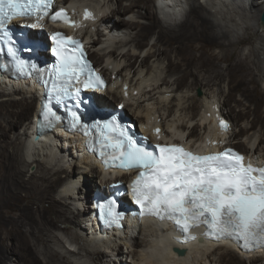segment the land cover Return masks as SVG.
Returning <instances> with one entry per match:
<instances>
[{
    "label": "bare ground",
    "instance_id": "obj_1",
    "mask_svg": "<svg viewBox=\"0 0 264 264\" xmlns=\"http://www.w3.org/2000/svg\"><path fill=\"white\" fill-rule=\"evenodd\" d=\"M124 1L74 0L71 6L76 15L91 14L79 19L86 25L81 34L90 49L99 47L90 60L110 84L95 96L97 105L123 103L125 115L140 126L160 128L174 142L188 140L193 147L212 136L229 142L219 149L230 146L264 160V34L257 29L264 28V0H192L180 21H166L169 26L158 18L173 9L169 1L179 0H130L122 6ZM248 6L246 13L234 11ZM133 7L145 9L146 16L129 13ZM146 17L147 24L137 20ZM249 31L258 44L235 52L237 45L249 43ZM235 92L239 96L234 99ZM39 101L36 85L0 79L2 264H142L152 253L166 264H264V250L242 253L227 242L181 244L169 224L158 227L150 218L131 219L122 232L106 238L94 233L87 215L90 200L112 180L74 137L55 131L32 139ZM217 115L231 123L225 135L216 133ZM181 247L183 256L173 251Z\"/></svg>",
    "mask_w": 264,
    "mask_h": 264
},
{
    "label": "snow or ice",
    "instance_id": "obj_2",
    "mask_svg": "<svg viewBox=\"0 0 264 264\" xmlns=\"http://www.w3.org/2000/svg\"><path fill=\"white\" fill-rule=\"evenodd\" d=\"M51 3L52 0H0V35L14 44L6 27L7 22L33 15L37 20L43 19L48 15ZM63 15L58 12L51 19L55 22ZM90 15L85 12V19ZM39 26L30 25L32 28ZM8 52L16 57L13 47H9ZM55 54L58 64L50 73L54 78L48 90L54 94L55 100L71 95L69 89L73 81H79L85 73L84 87L103 84L86 63L79 41L60 37ZM15 67L21 75L31 70L38 73L44 71L35 64L26 65L18 57ZM44 84L47 88L48 81ZM43 108L44 115L51 117L48 120L51 127L57 117L47 105ZM70 115L75 127L80 123L79 117L75 112ZM93 127L98 134L96 150L105 166L111 160L112 166L139 170L132 191L140 208V217L151 216L161 222H171L179 234L176 242L181 244L196 240L191 230L203 226L205 239L217 243L224 240L238 242L237 246L244 251L264 247V167L245 164L244 157L231 149L217 154L196 155L176 145L157 144L155 151H150L138 146L116 123L115 117L110 121H96ZM220 127L226 128L223 121ZM117 129L118 136L115 135ZM160 131L156 128L158 136ZM88 134L86 130L85 135ZM99 208L106 224L120 227L123 213L115 211L114 201L100 204Z\"/></svg>",
    "mask_w": 264,
    "mask_h": 264
},
{
    "label": "rangeland",
    "instance_id": "obj_3",
    "mask_svg": "<svg viewBox=\"0 0 264 264\" xmlns=\"http://www.w3.org/2000/svg\"><path fill=\"white\" fill-rule=\"evenodd\" d=\"M132 1V0H131ZM258 1H260V0H258ZM128 2H130V0H126V1H124L123 3H122V6H126V5H128L129 3ZM155 4V3H154ZM250 5V4H249ZM117 6V3H114V7H116ZM232 9V8H231ZM250 9V7L248 6V7H236V9L234 10V11H236L237 12V14L238 15H240L241 13H246V12H248V10ZM137 11H139V12H141L142 14H144V16H146V10L145 9H139V8H137V7H133V8H131L130 9V11H129V13H136ZM234 11H231L230 12V14L232 13V14H235V13H233ZM146 13V14H145ZM117 16H119V15H117ZM126 19H129V17H127ZM159 19V21H161V24H162V26H169L167 23H166V21H164V20H162V19H160V18H158ZM235 19H236V21H237V23H238V26L241 28V29H243L242 28V26H245V24L240 20V18L238 17V16H236L235 17ZM137 20H139V22H141L140 24H147L148 23V19H147V17H146V19L144 18V19H137ZM254 22H255V24H257V22H256V20H254ZM242 24V25H241ZM251 24L253 25V26H256L254 23H253V20H251ZM258 26H256V28H257ZM240 29V31H242ZM258 30H259V34H264V28H257ZM263 30V31H262ZM131 31V30H130ZM135 32V31H134ZM241 34H243V33H240V35ZM248 34V35H247ZM247 34H245V36H250V39H249V43H247V44H239V45H237L236 47H235V52H243V51H247L251 46H255V45H257L258 44V41H257V36L252 32V31H249ZM97 37V36H96ZM91 57V56H90ZM183 87H185L184 85H181L180 86V89L181 88H183ZM196 94H200V92H199V90H196ZM238 96H239V92H235V96H234V99L235 98H238ZM234 103L231 101L230 102V105L232 106ZM236 112H238V111H236ZM239 121L238 122H240V119H238ZM35 170V168L34 167H32L31 169H30V171H34ZM3 184H5L6 186H7V182L5 183L4 181H3ZM69 232H72V229L71 230H68ZM60 235V234H59ZM61 236V235H60ZM66 246L68 247V245L66 244ZM69 248V247H68ZM73 248V247H72ZM2 253H5L4 252V250H3V248H2V246H1V244H0V256L2 255ZM0 264H2L1 263V261H0Z\"/></svg>",
    "mask_w": 264,
    "mask_h": 264
},
{
    "label": "clouds",
    "instance_id": "obj_4",
    "mask_svg": "<svg viewBox=\"0 0 264 264\" xmlns=\"http://www.w3.org/2000/svg\"><path fill=\"white\" fill-rule=\"evenodd\" d=\"M220 8V7H219ZM165 245H158V248L163 249ZM142 264H166V262L157 256L155 253L146 255L145 258L142 261Z\"/></svg>",
    "mask_w": 264,
    "mask_h": 264
},
{
    "label": "water",
    "instance_id": "obj_5",
    "mask_svg": "<svg viewBox=\"0 0 264 264\" xmlns=\"http://www.w3.org/2000/svg\"><path fill=\"white\" fill-rule=\"evenodd\" d=\"M260 24L264 27V4H263V9L260 15ZM38 139V136L35 137V140ZM174 252H176L179 256H183L185 254V250L181 249H174Z\"/></svg>",
    "mask_w": 264,
    "mask_h": 264
},
{
    "label": "trees",
    "instance_id": "obj_6",
    "mask_svg": "<svg viewBox=\"0 0 264 264\" xmlns=\"http://www.w3.org/2000/svg\"><path fill=\"white\" fill-rule=\"evenodd\" d=\"M131 123H133L131 120H129ZM134 124V123H133Z\"/></svg>",
    "mask_w": 264,
    "mask_h": 264
}]
</instances>
